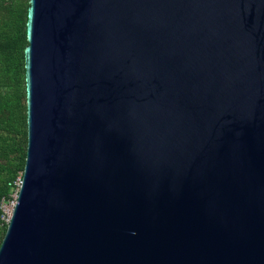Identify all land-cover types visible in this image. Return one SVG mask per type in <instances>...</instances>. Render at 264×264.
<instances>
[{
	"label": "water",
	"instance_id": "1",
	"mask_svg": "<svg viewBox=\"0 0 264 264\" xmlns=\"http://www.w3.org/2000/svg\"><path fill=\"white\" fill-rule=\"evenodd\" d=\"M25 28L0 264H264V0H28Z\"/></svg>",
	"mask_w": 264,
	"mask_h": 264
},
{
	"label": "trees",
	"instance_id": "2",
	"mask_svg": "<svg viewBox=\"0 0 264 264\" xmlns=\"http://www.w3.org/2000/svg\"><path fill=\"white\" fill-rule=\"evenodd\" d=\"M28 0H0V205L21 176L26 149L23 50ZM0 241L6 223L1 219Z\"/></svg>",
	"mask_w": 264,
	"mask_h": 264
},
{
	"label": "built area",
	"instance_id": "3",
	"mask_svg": "<svg viewBox=\"0 0 264 264\" xmlns=\"http://www.w3.org/2000/svg\"><path fill=\"white\" fill-rule=\"evenodd\" d=\"M21 177V176H20ZM20 177H17L16 181H15V189L13 191V193L11 194V197L6 200V201H2L1 202V210H2V215H1V219L7 224L9 221V217L13 208V205L16 201V194H17V190L20 186V182L21 179Z\"/></svg>",
	"mask_w": 264,
	"mask_h": 264
}]
</instances>
